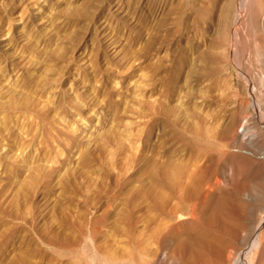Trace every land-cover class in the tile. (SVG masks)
Listing matches in <instances>:
<instances>
[{"label":"rangeland","instance_id":"rangeland-1","mask_svg":"<svg viewBox=\"0 0 264 264\" xmlns=\"http://www.w3.org/2000/svg\"><path fill=\"white\" fill-rule=\"evenodd\" d=\"M262 28L264 0H0V264H264Z\"/></svg>","mask_w":264,"mask_h":264},{"label":"bare ground","instance_id":"bare-ground-1","mask_svg":"<svg viewBox=\"0 0 264 264\" xmlns=\"http://www.w3.org/2000/svg\"><path fill=\"white\" fill-rule=\"evenodd\" d=\"M242 1V0H241ZM248 1V0H247ZM240 7H242V3H240V5H239ZM238 6V7H239ZM239 14V13H238ZM262 29H264V28H262ZM234 35H235V33L233 32V34L231 35V38H233L234 37ZM259 225H261V223L259 224ZM198 236V235H197ZM199 242V245L201 246V248H199L197 251H196V255H197V259H195V261L193 262V263H197L198 262V264H213V262L211 261V263H207L205 260H199V258L200 257H202L201 256V254H203L204 253V251H207V249L206 250H204V245H205V242L204 241H202V240H199L198 241ZM253 243V242H252ZM253 245V244H252ZM207 246V245H206ZM204 247V248H203ZM248 249V252L247 253H249V250L251 249V246L250 247H248L247 248ZM246 249V250H247ZM252 250V249H251ZM144 251V250H143ZM142 251V252H143ZM243 252H246V251H243ZM147 254V253H146ZM147 255H149V254H147ZM240 255V254H239ZM148 257V256H147ZM147 257H145L144 255H142L141 257H140V261H139V263L140 264H152V261L151 260H148L147 259ZM155 258V257H154ZM226 258H228V257H226ZM239 258V257H238ZM236 259V258H235ZM240 259V258H239ZM211 260V259H210ZM243 260V259H242ZM218 261V260H217ZM226 261V260H225ZM231 261V260H230ZM237 261H239V260H237ZM242 262V261H241ZM155 263V262H154ZM153 263V264H154ZM235 263H236V261H235ZM233 264H234V262H233ZM239 264V263H238ZM242 264H252V256L251 257H249V259L248 260H245V262H243Z\"/></svg>","mask_w":264,"mask_h":264}]
</instances>
